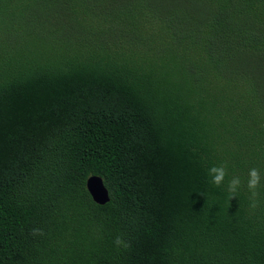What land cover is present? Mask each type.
I'll return each instance as SVG.
<instances>
[{
    "label": "trees",
    "instance_id": "trees-1",
    "mask_svg": "<svg viewBox=\"0 0 264 264\" xmlns=\"http://www.w3.org/2000/svg\"><path fill=\"white\" fill-rule=\"evenodd\" d=\"M0 264H264V0H0Z\"/></svg>",
    "mask_w": 264,
    "mask_h": 264
},
{
    "label": "clouds",
    "instance_id": "clouds-1",
    "mask_svg": "<svg viewBox=\"0 0 264 264\" xmlns=\"http://www.w3.org/2000/svg\"><path fill=\"white\" fill-rule=\"evenodd\" d=\"M208 176L210 177V183L220 188L225 185L226 177L228 176V165L227 163H221L219 165H213L208 168L207 172ZM262 181V173L261 170L258 168H250L247 174V182L246 187L250 194V207L255 208L258 204V197H259V189L261 187ZM243 186V182L240 176L234 175L227 181V192L229 194V199L236 198L241 187ZM34 237L35 236H43L44 233L41 229L35 228L32 230L31 233ZM114 243L119 247L123 246L127 248L129 245L124 243L121 237H117Z\"/></svg>",
    "mask_w": 264,
    "mask_h": 264
},
{
    "label": "water",
    "instance_id": "water-1",
    "mask_svg": "<svg viewBox=\"0 0 264 264\" xmlns=\"http://www.w3.org/2000/svg\"><path fill=\"white\" fill-rule=\"evenodd\" d=\"M87 189L94 202L98 205H105L110 202V192L101 177H90L87 180Z\"/></svg>",
    "mask_w": 264,
    "mask_h": 264
}]
</instances>
